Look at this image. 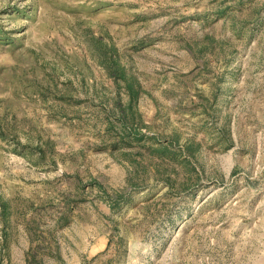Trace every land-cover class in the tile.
Returning a JSON list of instances; mask_svg holds the SVG:
<instances>
[{
  "label": "rangeland",
  "instance_id": "rangeland-1",
  "mask_svg": "<svg viewBox=\"0 0 264 264\" xmlns=\"http://www.w3.org/2000/svg\"><path fill=\"white\" fill-rule=\"evenodd\" d=\"M0 264H264V0H0Z\"/></svg>",
  "mask_w": 264,
  "mask_h": 264
}]
</instances>
